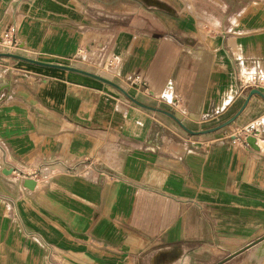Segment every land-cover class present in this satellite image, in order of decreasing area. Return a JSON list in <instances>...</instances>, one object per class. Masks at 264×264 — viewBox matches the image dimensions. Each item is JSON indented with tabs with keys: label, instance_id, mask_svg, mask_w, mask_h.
Here are the masks:
<instances>
[{
	"label": "crops",
	"instance_id": "crops-1",
	"mask_svg": "<svg viewBox=\"0 0 264 264\" xmlns=\"http://www.w3.org/2000/svg\"><path fill=\"white\" fill-rule=\"evenodd\" d=\"M11 25L0 52L191 130L264 76V0H0ZM0 264H264V98L191 135L0 56Z\"/></svg>",
	"mask_w": 264,
	"mask_h": 264
},
{
	"label": "water",
	"instance_id": "water-1",
	"mask_svg": "<svg viewBox=\"0 0 264 264\" xmlns=\"http://www.w3.org/2000/svg\"><path fill=\"white\" fill-rule=\"evenodd\" d=\"M0 56L15 57V58L22 59V60H25V61H28V62H32V63H35V64H39V65L50 66V67H57V68H61V69H66V70H71V71H77V72H81V73L90 75V76H92L94 78H97V79H99L101 81H104L106 83H109V84L117 87L123 94H125L130 100H132L136 104H138L140 106H143V107H146L148 109H152V110L157 111V112H161V113L169 116L185 132H187V133H189L191 135H199V134H204V133H210V132H214L216 130H219V129L227 126L228 124H230L239 115V113L241 112V110L246 105L248 99L252 95L256 94V95H259L260 97L264 98V93L260 89H257V88L250 89L248 91V94L245 97V101H244L243 105L241 106V108L233 116H231L230 118L226 119L225 121H223V122H221V123H219V124H217L215 126H212V127L206 128V129H201V130H191L188 127H186L172 112L167 111V110H164V109H161V108L151 107V106L145 105L143 103H140L139 101H137L136 99H134L132 96H130L122 87H120L119 85H117L116 83H114L113 81H111L110 79H107V78H105V77H103L101 75H98L96 73H93V72H90V71H87L85 69H81V68H78V67L70 66V65H62V64H56V63H49V62L39 61V60H36V59H32V58L25 57V56H22V55H19V54L11 53V52H0ZM24 184L26 186H28V187H32L33 181L30 180V179H27Z\"/></svg>",
	"mask_w": 264,
	"mask_h": 264
},
{
	"label": "built area",
	"instance_id": "built-area-1",
	"mask_svg": "<svg viewBox=\"0 0 264 264\" xmlns=\"http://www.w3.org/2000/svg\"><path fill=\"white\" fill-rule=\"evenodd\" d=\"M16 29L14 25L8 26L4 29L1 35V45L5 48L11 49L13 48L17 41H16ZM90 50L86 46H81L77 49V57L79 58H86L88 55H90ZM135 80H137V83L139 86H141L143 89L147 88V84L143 81L142 78H139V76L135 77ZM241 89H260V87L264 84V76L259 75L257 73H251L248 75H243L239 79Z\"/></svg>",
	"mask_w": 264,
	"mask_h": 264
}]
</instances>
